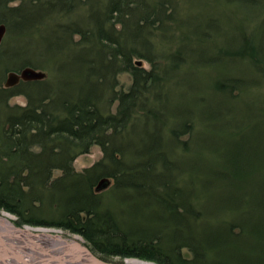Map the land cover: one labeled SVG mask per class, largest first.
Segmentation results:
<instances>
[{
	"label": "trees",
	"instance_id": "16d2710c",
	"mask_svg": "<svg viewBox=\"0 0 264 264\" xmlns=\"http://www.w3.org/2000/svg\"><path fill=\"white\" fill-rule=\"evenodd\" d=\"M14 1L17 0H0V23L15 35L18 31L32 32L31 22L38 26L49 24L58 15L77 12L82 3V0H19L17 6L11 5ZM109 2L104 22L96 19L100 41L96 39L90 49L93 57L101 60L90 65L89 74L96 73L100 78L80 80L75 88L69 84L67 87L66 81L57 82L58 91L49 83L31 84L37 81L0 87V209L16 215L19 223L56 226L77 233L100 252L102 259L131 256L160 264H264L262 107L257 109L259 113L246 112L248 122H240L242 131L234 128L225 151L219 156L218 166L208 158L197 156L187 161L193 183L201 180L194 187L195 194L200 191L211 194L201 199L196 196L198 199H193L196 206L186 201L185 195L177 192V187L171 188L168 180L171 169L177 167L176 159L171 160L169 152L161 148L160 134L155 131L158 111H154L149 100L152 84L161 75L154 73L156 63L145 52L150 40L141 36L147 29L151 30L146 26L149 22L155 27L153 23L161 21L160 11L164 10L162 5L157 6V11L150 8L147 0ZM135 2L140 6L132 8ZM151 12H156L153 17ZM130 15L131 22H128L126 18ZM104 23L108 30L103 27ZM116 24L122 25L124 32H120V41L113 35ZM77 25H63L53 33L51 29L39 30L35 43L38 51L49 54L54 65L62 66L65 61L73 60L65 53L70 48L69 42L78 34L86 39L85 30ZM132 25L130 32L128 26ZM128 37L133 43L131 46L140 44L144 51L138 52L132 47V53L151 62V70L132 63ZM245 45L242 51L264 76L263 44L246 42ZM108 54H111L109 59ZM36 65L41 64L30 59L24 60L21 66ZM122 70L132 75L131 87L128 92L113 97L118 100L116 114L104 116L99 105L105 92L102 94L100 84L109 71L117 74ZM233 85L231 90L237 87ZM21 94L26 96L25 105L8 102L12 96ZM136 106L143 113L144 126L149 129L146 125L152 122L153 130L147 133L143 129L146 135L142 133L145 138L141 147L128 145L126 149L114 141V135L119 127L130 122ZM219 111L206 109L204 114L208 119L205 120L215 124L219 121ZM190 121L173 123L171 137L192 131ZM208 122L204 125L210 127ZM93 145L100 146L102 158L77 172L73 161L78 155L88 153ZM56 170L59 172L54 175ZM103 177L113 178V190L121 197L118 200L126 201L127 209L123 206L122 212L144 210L157 203L167 209L168 220L152 222L153 231L136 221L129 222L128 226L114 221L115 214L102 209L101 195L95 192L96 183ZM216 185L218 188L212 190ZM187 196L192 198L189 193ZM227 205L238 212L225 218L218 216L220 209L229 208ZM38 209L55 212L56 217L33 216ZM183 249H187L189 256L182 253Z\"/></svg>",
	"mask_w": 264,
	"mask_h": 264
},
{
	"label": "rangeland",
	"instance_id": "374dc122",
	"mask_svg": "<svg viewBox=\"0 0 264 264\" xmlns=\"http://www.w3.org/2000/svg\"><path fill=\"white\" fill-rule=\"evenodd\" d=\"M109 1L82 0L81 5L78 7L80 9L77 12L72 10L70 15H58L55 18L56 20H52L49 24L43 23L38 26L35 22H31V24L33 23L30 26L32 32H28V30L25 31L27 33L18 31L17 35H15L7 26V32L0 44V87H4L5 77L9 70L20 71V68L24 67L21 66L23 61L30 59L41 64L32 66L33 68L43 70L46 73L42 80H37L36 83L31 84L49 83V86H52V89L56 91L59 90L57 82L66 81L67 87L69 84L75 88L80 80L100 78L96 73L95 75L89 74L90 65L97 63L98 59L101 60V57L94 58L90 49L94 46L96 39L100 41L96 19L98 17L101 22H104L105 9L110 3ZM147 1L150 8L157 11L159 10L156 9L157 6L162 5L164 10L160 11L161 21L157 22L156 20L153 23L155 27H152V22H149L146 26L151 30L147 29L141 34L143 38L146 37L150 40V44L145 48V52L148 54H145L151 56L154 63H156L154 73L161 75L160 80L153 82L149 93L150 104L153 103L151 106L155 112L158 111L159 117L156 124L158 129L155 131L160 134L162 140L161 148L169 152L171 160L175 161L176 159L177 167L171 169L168 178L171 182V188L177 187L175 190L185 195L186 201H192L195 205L196 203L193 199L196 196L199 195L198 198L200 199L208 198L211 193L206 195L203 191H200L197 195L195 194L194 187L201 183V180L197 179L193 183L187 161L195 160L193 158L197 156L206 160L208 158L218 166L219 156L225 151V144L229 136L233 135L234 128L242 131L240 122H248L245 118L246 112L259 113L257 109L260 106L264 112V76L259 73V67L256 68L254 65L256 63L242 51V48L247 45H245L246 42L253 45L260 43L261 45L263 44L264 48V0ZM19 2L17 0L10 4L17 6ZM136 6H140L139 2L131 5L132 8ZM91 10H94L92 14ZM148 10L150 11V9ZM142 11L144 10L139 9L140 13ZM145 12L143 13L144 15L146 14ZM154 13L151 12L150 16L154 15ZM91 15H93L92 20H90ZM130 17L131 15L126 18L129 19L128 22H131ZM140 18L138 17L137 19ZM67 20L74 21L71 24L64 22ZM139 21L142 23L141 20ZM74 24H79L81 28L83 27L86 39L83 35H74L69 42L70 48L65 52L73 60L65 61L62 66L52 64L54 60L51 62L50 55L42 54L41 50L39 52V48L35 45L36 39L40 34L39 30L44 28L45 30L51 29L50 31L53 33V31H59L58 29L63 25L72 26ZM103 27L108 30V26L105 23ZM128 28L131 32L134 26H128ZM120 32L124 33L122 25L116 24L113 35L119 41L122 38ZM127 43L128 51H131L132 63L137 67H143L146 71L151 70L153 67L151 62L145 57L135 56L132 53V47L135 51L138 50V52L144 53L140 49V44L131 46L130 44L133 43L130 42L129 37ZM103 52L102 54H105V51ZM106 57L109 59L111 54ZM138 60H140V64H136ZM173 62L176 63L173 64ZM258 63H261V61ZM90 72H92L91 68ZM104 76L106 78L100 84L102 94L103 91L105 92L104 100L99 106L103 115L108 116L117 112L118 100L115 101L113 97L116 98L120 94L128 92L133 77L126 70L119 71L117 74L109 71ZM234 83L237 87L235 90H231ZM219 86L221 89H219ZM8 102L10 104L25 105L27 99L24 94H21L12 96ZM215 108L220 110L218 113L219 121L216 120L215 124H212L205 120L208 117L204 113L206 109L215 110ZM139 109V107H135V112L130 122L124 127H119V131L114 135L116 137L114 141L118 145L120 143L123 144L126 149H128V145L132 146V148L133 145L138 146V148L141 147V142L145 138L144 135H146L144 130L147 129V133L153 130L151 127L152 122L146 125L149 129L144 126L145 119ZM184 120H191L192 131L172 138L171 129L173 128V123L179 121L178 123L181 124ZM205 122H208L210 127L204 125ZM102 156L103 152H101L100 146L93 145L88 153L78 155L72 164H74L77 172L82 171L99 161ZM58 172L56 170L54 175L58 174ZM109 179L111 181L107 188L100 189V191L95 190V192L101 195L102 209H108L115 214L116 218H114V221L124 222L125 226L129 222L136 221L139 225H146L147 228L151 227L150 229L153 231L152 227L154 225L152 222H156L158 219L159 221L160 219L168 220L165 214L167 209L157 203L153 206L149 205L150 208L145 207L144 210L135 208L128 213L122 212L123 206L124 208L127 207V204L124 203L126 201L118 200L121 197L115 194V190H113V178ZM216 188H218V185L214 186L212 190ZM188 193L192 198L187 196ZM227 207L229 208L225 211L220 209L218 216L225 218V216L238 212L231 205H227ZM4 211L7 210L0 209V214ZM9 214L12 216L10 220L17 227H23L28 224L33 228L41 226V228L37 227V230L51 228V230H57L58 232L62 231L66 236H77L82 242L84 249L89 250L99 260L114 263L122 262L126 257L135 258L131 256L119 258L116 256L102 259L100 252L93 245H89L86 239L77 233H72L56 226H36L27 222L19 223L16 215L11 212ZM55 215V212L45 213L42 210L40 211V209L33 213L35 217L43 216L45 218H55ZM182 251L185 256H189L187 249ZM142 260L146 261L148 259Z\"/></svg>",
	"mask_w": 264,
	"mask_h": 264
},
{
	"label": "bare ground",
	"instance_id": "6f19581e",
	"mask_svg": "<svg viewBox=\"0 0 264 264\" xmlns=\"http://www.w3.org/2000/svg\"><path fill=\"white\" fill-rule=\"evenodd\" d=\"M10 218L7 214H0V233L11 242L17 241L26 250L34 251L33 254L56 258L60 264H104L98 263L93 255L86 254L87 250L77 236H66L62 231L51 228H42L36 232L29 227L18 228ZM123 264L154 263L127 258Z\"/></svg>",
	"mask_w": 264,
	"mask_h": 264
},
{
	"label": "water",
	"instance_id": "95a60500",
	"mask_svg": "<svg viewBox=\"0 0 264 264\" xmlns=\"http://www.w3.org/2000/svg\"><path fill=\"white\" fill-rule=\"evenodd\" d=\"M7 32V26L5 24L0 23V44L2 40L4 39V35ZM136 64H140V60L136 61ZM46 73L43 70H37L36 68H33L32 66H24L20 68V71L15 70H9L5 77L4 87L9 86H15L20 83V81H31V80H42L44 78ZM110 179L108 177H103L100 179V181L97 183L95 190L100 191V189H105L110 185ZM7 214L11 218L12 216L9 214L8 211H4L1 213V215ZM29 227L32 230H37L36 228L31 227L30 225L26 224L23 227L18 228H26ZM38 228H41L38 227ZM14 242V243H13ZM87 250V249H85ZM34 251L26 250L22 246L18 244L16 241H10L8 238L4 237L0 233V264H60L56 258L49 257L45 258L40 255L33 254ZM38 253V252H37ZM86 254L89 256L93 255L89 250H87ZM94 257V255H93ZM98 261V263H104V264H123L125 261H127V257L122 262H114L110 263L107 261H102L94 257ZM140 261H144L139 258ZM151 262L149 260H146L145 262ZM155 264V262H152ZM157 264V263H156ZM159 264V263H158Z\"/></svg>",
	"mask_w": 264,
	"mask_h": 264
}]
</instances>
